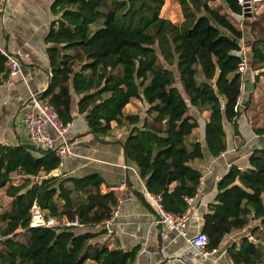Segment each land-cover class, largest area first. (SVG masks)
Segmentation results:
<instances>
[{
  "label": "trees",
  "instance_id": "obj_1",
  "mask_svg": "<svg viewBox=\"0 0 264 264\" xmlns=\"http://www.w3.org/2000/svg\"><path fill=\"white\" fill-rule=\"evenodd\" d=\"M215 1L179 0L180 20L162 14L166 0H54L51 5L56 17L47 40L53 75L43 98L70 122L75 91L90 131L111 135L123 126L127 160L174 212L186 210L187 198L198 193L201 127L210 152L218 155L227 148L225 122L236 125L241 113L236 105L243 83L242 39L258 71L253 99L264 100V16L248 21L244 30L232 16L244 13L240 2L225 0L231 14ZM9 69L0 50V84ZM248 107L254 131L264 133V104L258 110L249 100ZM61 160L28 143L0 141V191L11 198L0 212V264H135V250L100 240L108 231L100 225L120 193L103 191L105 179L98 171L46 177ZM217 187L204 214L210 246L260 219L254 238L242 236L228 252L247 264H264V147L254 149L248 166L232 164ZM34 208L59 221L78 218L83 226H33Z\"/></svg>",
  "mask_w": 264,
  "mask_h": 264
},
{
  "label": "crops",
  "instance_id": "obj_2",
  "mask_svg": "<svg viewBox=\"0 0 264 264\" xmlns=\"http://www.w3.org/2000/svg\"><path fill=\"white\" fill-rule=\"evenodd\" d=\"M53 1L0 0V48L17 55L22 69L12 77L9 84L7 78L0 84L2 142L30 144L24 122V113L32 105L30 93L33 91L42 94L51 83L52 66L48 53L51 43L48 42L47 35L56 17L51 9ZM245 47L250 61V50L248 45ZM257 72L250 63V68L243 75L241 113L236 118V125L225 122L227 148L223 152L218 155L210 152L204 128L201 127L199 136L203 141L204 157L195 163L202 171L201 188L191 204V218L187 225L189 234L203 230L204 214L209 210V203L216 198L217 183L224 173L232 164L248 166L249 156L254 149L264 147V133L254 131L252 110L250 107L246 109L249 100L257 104L258 110L264 104V100L257 102L252 96V92L256 90ZM261 78L264 79V76ZM79 98L80 95L73 91V119L70 121L73 153L65 157L60 167L61 172L82 176L98 171L105 179L103 191L114 188L120 196L126 197L117 222L100 240L109 239L111 246L135 250V264H230L229 246L244 235L249 234L254 238V227L260 225L261 220L252 218L241 235L236 233L225 236L212 255L186 258L193 251L191 243L174 226L156 222L155 208L143 190L145 179L132 167L126 166L136 167L125 156L123 139L128 134L127 130L123 126L116 127L113 131L115 133L111 135H98L90 131L86 113L79 109ZM193 113L199 116L198 112ZM50 132L53 135L56 133L51 128Z\"/></svg>",
  "mask_w": 264,
  "mask_h": 264
},
{
  "label": "built area",
  "instance_id": "obj_3",
  "mask_svg": "<svg viewBox=\"0 0 264 264\" xmlns=\"http://www.w3.org/2000/svg\"><path fill=\"white\" fill-rule=\"evenodd\" d=\"M244 8V13L242 15H247L248 11H251L253 5L260 0H238ZM1 52L4 53L10 63V69L7 76V83L12 81V77L21 72V63L17 55L11 53L5 48H0ZM242 59L239 63V71L244 75L247 69L250 68L249 57L246 53V49L243 46L239 51ZM53 73L51 71L50 76ZM31 107L27 109L24 113V122L26 125L28 139L32 147L39 153L53 151L56 152L61 158V166L64 163V159L67 155L73 153V145L71 142L70 133L72 131V124L70 122H65L60 117L59 112L56 110L55 106L49 101L43 98L42 94L31 91L30 93ZM240 105V97L238 99V104L236 108ZM50 128L56 133L53 135L50 132ZM127 167H132L135 171L139 172L138 167L126 165ZM122 186V185H120ZM117 187V186H114ZM201 188V183L198 186V191ZM144 192L147 198L152 203L156 211V222L167 223L174 226L180 234L185 236L187 240L191 243L193 251L186 255L189 258L193 255H200L208 257L212 255L215 251V247H211L209 244V236L205 231H199L195 234H189L187 225L191 218V204L194 200V196L188 197L189 206L186 210L182 212H174L169 210L164 204V197L161 193L152 192L148 189L146 183L144 184ZM126 201V197L120 196L117 204L114 206L112 214L107 217L100 226L110 230L114 224L117 222V218L122 212L123 205ZM31 225H73V226H83L78 218L68 219L64 218L59 221L54 216H46L39 209L34 208L32 212V217L30 221ZM230 264H247L244 261H238L231 257Z\"/></svg>",
  "mask_w": 264,
  "mask_h": 264
},
{
  "label": "rangeland",
  "instance_id": "obj_4",
  "mask_svg": "<svg viewBox=\"0 0 264 264\" xmlns=\"http://www.w3.org/2000/svg\"><path fill=\"white\" fill-rule=\"evenodd\" d=\"M213 5L219 6L223 11H231L229 10L225 0H217L213 2ZM252 14L251 16L248 15H237L234 14L232 15L235 19L238 25L246 30L249 27V24L247 23L248 21L253 20L256 17L264 16V0H261L259 3H255L251 9ZM162 14L171 18L172 20H180L183 19V11L180 5L179 0H166L165 4L163 5L162 8ZM232 14V13H231ZM249 31V29H248ZM246 42L243 41L242 39V45L245 47L247 44ZM246 48V47H245ZM190 111L197 113V110L190 106ZM11 201V198L5 193V191L2 189L0 191V212H3V210L9 206ZM242 230H233L232 232L228 233L226 236H233L236 233H239L241 235Z\"/></svg>",
  "mask_w": 264,
  "mask_h": 264
},
{
  "label": "water",
  "instance_id": "obj_5",
  "mask_svg": "<svg viewBox=\"0 0 264 264\" xmlns=\"http://www.w3.org/2000/svg\"><path fill=\"white\" fill-rule=\"evenodd\" d=\"M251 12H247L246 14H250ZM61 173V168L58 167L56 169H54L52 172H50L48 175H46V177H50V176H54V175H58Z\"/></svg>",
  "mask_w": 264,
  "mask_h": 264
}]
</instances>
